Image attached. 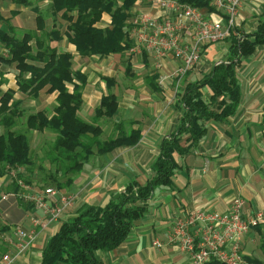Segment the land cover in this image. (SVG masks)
Instances as JSON below:
<instances>
[{
    "label": "crops",
    "instance_id": "0c3cea01",
    "mask_svg": "<svg viewBox=\"0 0 264 264\" xmlns=\"http://www.w3.org/2000/svg\"><path fill=\"white\" fill-rule=\"evenodd\" d=\"M28 2L29 5L25 6L0 0V19H4L0 22V29L18 38L27 32H37V17L41 13L44 16L42 9L45 7L46 29L51 21V30L55 27L62 35L61 40L50 42V46L59 54L70 53L73 56L72 69L87 78L82 89L83 104L78 112L79 117L102 129V141L115 139L122 131L129 133L140 130L142 137L136 146L119 147L103 155L96 153L90 158L75 177L74 183L69 188L59 190L60 194L73 196L75 203L66 209L58 223L48 221L41 211L36 212L31 206L16 202L12 196L8 198L12 180L8 174L0 177V191L7 190L0 200V211L3 213V227L8 230L1 238L4 241L7 238L15 239L17 229L26 234L25 240L33 236L29 248L16 257L14 264H41L42 253L49 239L57 233L64 221L75 216L83 206H105L113 194L123 192L133 180L144 185L153 175L152 165L161 153L163 140L175 133L180 125L182 112L177 101L187 84L201 81L217 64L229 59L231 43L228 38L232 33L238 36L252 34L264 21V0H245L230 36L205 46L202 61L192 70L177 74L176 71L182 67L179 61L166 58L158 62L151 52L133 40L134 18L137 15L161 21L168 15L172 16L157 6L155 0L136 1L126 20L125 44L128 48L122 53L104 57H82L78 53L75 45L68 41V23L62 18V12L57 16L52 13V0ZM201 12L212 20L227 23L226 13L221 16L215 11L201 9ZM111 23V15L104 13L97 27L107 29ZM195 33L196 29L190 25L182 31V41L192 44ZM37 34L43 36L42 31ZM0 54L9 58V52L1 42ZM125 56L127 63H122ZM77 57L81 63L79 69L75 70L73 61ZM91 58L104 60L97 68L100 69L98 74H101L97 77L89 73L91 62L87 60ZM141 65L146 74L136 78L133 72H139L136 67ZM236 71L242 90L236 114L225 122H204L207 131L199 144L188 155L175 156L178 169L172 177V187L162 186L155 190L154 196L147 202L145 216L134 222L124 243L112 251H98L97 257L103 264H190L189 254L167 241L174 220L186 218L195 209L227 212L237 196H242L247 202L246 217H253L259 211L264 212V45L258 46L252 55L243 58ZM18 74L15 64L0 62V100L2 93L14 90L15 99L22 101L24 109V99L37 100L40 94L29 97L21 93L17 83ZM104 78L113 79L115 83L108 86ZM75 82L79 84V81ZM67 87L71 92L74 89L73 84H67ZM46 88L49 91L50 86ZM51 94L55 98L53 115L58 93ZM110 94L118 99V111L113 118L96 119L95 111L100 107L103 97ZM211 95L210 89H203V98L208 103ZM104 124L110 127L105 139ZM186 139H183V146L188 145ZM57 201L58 197L53 199V202ZM32 216L38 217L40 224L34 225L30 220ZM259 239L261 249L263 235L258 231L251 230L242 238L241 251L245 259L262 260V249L257 252L256 247ZM156 240L162 245L156 246ZM2 248L6 249L4 254L14 252L11 246Z\"/></svg>",
    "mask_w": 264,
    "mask_h": 264
},
{
    "label": "trees",
    "instance_id": "16d2710c",
    "mask_svg": "<svg viewBox=\"0 0 264 264\" xmlns=\"http://www.w3.org/2000/svg\"><path fill=\"white\" fill-rule=\"evenodd\" d=\"M8 1L29 5L28 0ZM136 1L52 0L51 9L55 16L62 12V18L68 23V41L75 45L82 57H104L122 53L128 48L125 44L126 20ZM179 1L208 12L215 11L210 0ZM104 13L112 17L111 27L107 29L97 27ZM3 21L0 19V22ZM38 31H42L43 36H39ZM37 32H27L18 38L0 29V42L9 52V58L0 54V62L16 65L21 93L37 97L47 86H50V93H58L54 114L51 117L43 111L29 114L26 125L30 131L41 133L50 130L55 133V160H61L63 165L67 161L64 171L71 175L65 183L58 184L57 189L61 190L73 184L77 174L96 153L103 155L119 147L136 146L142 133L140 130L122 131L119 137L102 141V129L78 115L83 104L82 89L87 82L86 75L72 69L73 56L70 53L59 54L50 46V42L62 39L61 32L55 27L47 31L42 14L37 17ZM228 41L231 43L229 59L217 64L201 81L187 84L179 96L180 125L175 133L163 140L161 153L152 165V177L144 185L131 181L123 192L113 194L105 206H83L75 216L64 221L49 239L41 264H103L97 257L98 251H112L124 243L134 222L145 216L147 202L154 196L155 190L162 186L172 187V177L178 169L175 156H186L199 144L207 131L204 122H225L236 114L242 97L236 69L243 58L264 45V21L254 33L241 36L232 33ZM104 80L108 86L115 83L113 79ZM67 84L74 85L72 92ZM205 88L212 92L209 103L203 98ZM15 95L16 91L9 89L2 93L0 100V127L5 129L0 135V177L8 174L6 166L26 168L32 162L28 138L12 130L25 114L22 101L16 100ZM117 111L118 99L110 94L103 97L95 111V118H113ZM185 137L187 146L182 144ZM18 188L16 185V191ZM256 229L263 235L261 249L264 254V224ZM6 231L7 228L2 227L0 237ZM245 260L250 264H264V260L256 258ZM207 264L225 263L212 259Z\"/></svg>",
    "mask_w": 264,
    "mask_h": 264
},
{
    "label": "built area",
    "instance_id": "2783aa9c",
    "mask_svg": "<svg viewBox=\"0 0 264 264\" xmlns=\"http://www.w3.org/2000/svg\"><path fill=\"white\" fill-rule=\"evenodd\" d=\"M212 2L216 9L225 11L227 23L212 20L198 8L178 3L176 0H155L157 6L172 16L168 15L161 21L146 15H137L134 18L133 40L138 46L151 52L158 62L166 58L179 61L182 67L176 71L177 74L192 70L202 61L204 46L221 42L230 36L245 0ZM190 25L196 29L195 40L192 44H186L181 39V33ZM22 169L8 168V173L16 179L19 189L25 190L29 188L21 178L24 174ZM26 197L35 202L37 210L53 223L60 222L66 209L75 203L73 196L60 194L58 189L51 187L38 189L33 196L28 194ZM57 197L58 201L53 202ZM245 208L246 202L240 196L234 199L229 210L224 213L195 209L186 218L174 220L167 241L188 253L190 264H207L212 259L225 264H250L242 255L240 241L252 227L263 223L264 212L259 211L253 217H246ZM30 220L34 225L40 224L36 216H32ZM14 235L16 241L11 246L14 252L4 254L0 264H14L16 257L26 251L33 240V236L25 240L26 234L20 229ZM155 245L161 246L162 243L156 240Z\"/></svg>",
    "mask_w": 264,
    "mask_h": 264
},
{
    "label": "rangeland",
    "instance_id": "374dc122",
    "mask_svg": "<svg viewBox=\"0 0 264 264\" xmlns=\"http://www.w3.org/2000/svg\"><path fill=\"white\" fill-rule=\"evenodd\" d=\"M212 1H214V0H210V2L215 8V3H213ZM199 10L201 11V9H199ZM42 12L45 16V14H46L45 7L42 9ZM215 12L221 16L223 15V13H225V11L218 10L216 8H215ZM57 23L60 25L59 21ZM49 24H50V26L47 29L51 30L53 23L50 21ZM64 24L66 25L65 21H64ZM19 35L21 36V34H19ZM210 45H212V44H210ZM56 46H58V43ZM207 46H209V45H207ZM87 61L91 62V64H90L91 69H90V71L88 70L89 73H91L93 76L95 74L96 77L101 75V74H98L99 73L98 70H100V69H97V68H99L100 64H102L104 62V60L91 58V59H88ZM121 62L127 63L126 56L121 60ZM73 63L75 64L74 65L75 70H78L79 65L81 63V59H79L77 57L76 60L73 61ZM140 64H142L141 61H140ZM136 69H138V71H139V72H133L134 75L136 76V78H142L145 76L146 73H145V70L142 69V65L140 67H136ZM11 71L14 72V70H11ZM128 78L132 80L131 77H128ZM24 101H25V104H24L25 114L22 118L17 120V122H16V124L12 130L15 132H18V133L25 134V136L28 138L30 146H31V159H32L31 165H29L26 168L21 167V168H23L22 173H24L21 176V178L25 181V183L27 184L29 189L22 190V189L18 188L16 191V185H17L16 179H13L11 176H9L10 179L12 180V182H10V185H9L10 188L8 189V192H9L8 198H10V196H12L13 200H15L16 202L22 203L24 206L25 205H28L29 207L31 206L34 209V211L37 212L36 203L29 201L26 196L28 194H31V196H33L36 192H38V189L44 190L45 188H48V187L57 189L58 184L65 183V181L71 175H67L64 171L65 165L68 164L67 161L64 160L66 164L63 165L61 160H55L56 155H57L55 153V151L53 150V144H54V141L56 139L55 133H53L50 130H47V131L41 132V133L37 132V131H30L26 125L27 116L29 114L36 113L37 111L43 110V112H45L48 117L52 116L53 108L55 106V98L53 97V95L51 93H49L48 88H45L43 91H41L39 99H37V100L24 99ZM214 108L217 109V106H214ZM89 120L91 121V118ZM103 126H104L105 133H106V135L103 137L105 139L109 135L108 133H109L110 127L108 124H104ZM3 132H4V129L0 128V134ZM8 168H12V167L6 166L7 170H8ZM14 168L15 167H13L12 169H14ZM8 175H9V173H8ZM66 188H69V187H65L64 189H66ZM5 190L6 189H3L0 191V200L2 198V195L5 194ZM237 197H240V196H237ZM241 198H243V197L241 196ZM243 200L246 202V200L244 198H243ZM233 201L234 200H232V202ZM232 202L230 203V206H231ZM246 204H247V202H246ZM2 214H3L2 211H0V229L5 225V224H3L4 220L2 218ZM262 224H264V220H263ZM258 226H256V227H258ZM256 227H252L250 229V231L251 230L257 231ZM13 240H11V239L6 240L5 239V241H4L0 237V257H2L6 251V249L4 250L2 248V246H4V247L13 246L12 245V244H14ZM241 241H242V239H241ZM241 241H240V243H241ZM260 244H261V239L257 240V244H256L257 250L259 249ZM241 247H242V244H241ZM259 250H261V249H259ZM259 250L257 252H259ZM260 257H262L261 259L264 260V255L260 254Z\"/></svg>",
    "mask_w": 264,
    "mask_h": 264
}]
</instances>
